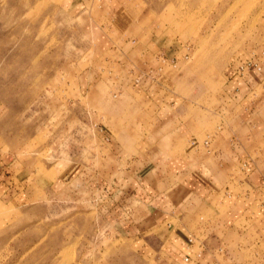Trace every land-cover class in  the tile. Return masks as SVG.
Masks as SVG:
<instances>
[{
    "label": "rangeland",
    "instance_id": "rangeland-1",
    "mask_svg": "<svg viewBox=\"0 0 264 264\" xmlns=\"http://www.w3.org/2000/svg\"><path fill=\"white\" fill-rule=\"evenodd\" d=\"M263 52L264 0H0V164L17 161L4 170L14 180L20 162L38 168L6 198L28 213L0 230V264H149L113 204L145 178L154 154H118L115 144L139 132L148 147L164 131L178 142L192 132L204 153L229 142L237 109L228 95L244 82L229 83V73ZM252 89L257 104L264 85ZM253 138L264 170V135ZM58 162L60 194L48 172ZM105 173L115 183L102 182ZM229 174L243 178V169ZM242 244L238 263L264 264V245Z\"/></svg>",
    "mask_w": 264,
    "mask_h": 264
},
{
    "label": "crops",
    "instance_id": "crops-1",
    "mask_svg": "<svg viewBox=\"0 0 264 264\" xmlns=\"http://www.w3.org/2000/svg\"><path fill=\"white\" fill-rule=\"evenodd\" d=\"M261 65V71L252 67L249 72H239L243 77L237 74L243 63L234 64L230 71L229 83L237 79L244 81L240 92L239 88H235V92L228 95L237 109L231 112L234 124L231 133L234 135L227 143L214 140L210 146L213 151L208 149L204 153L201 145L191 141L193 133L190 131L181 134L183 142H178L179 137L177 140L169 139L171 134L164 131L161 141L148 147L146 143L139 142L136 136L139 132L132 134L131 144L129 139L128 144L127 139L121 143L117 140L115 147L118 154L125 155V150H128L134 155L140 149L149 151V155L154 154L153 160L143 163V166L151 167L144 174L145 178H138L134 190L121 188L125 191L118 192L117 189L119 195L113 204L114 214L126 222L131 238L145 242V246L140 247V244L139 249L151 254L149 264H240L241 248L245 251L244 248L249 245L242 242L264 245V170L250 153L251 149H255L253 136L264 135V97L256 104L253 102L255 96L250 95L253 87L264 85V63ZM242 91L252 92L239 99ZM161 112L155 113L154 117L162 118L164 115ZM224 137L223 133L219 138ZM15 161H5L8 163L6 168L3 166L5 162L0 164V230L9 229L18 221L15 218L18 212L22 216L28 213L27 208L22 209L23 205H19L16 212V207L12 208L10 201H6L13 186L18 182L23 190L29 181L28 172L31 176L38 174V168L33 172L20 162L17 164L21 167L19 178L14 180L15 174L7 175L4 170H12L17 163ZM140 162L139 159L133 161L138 165ZM60 164L58 162L48 170L50 175H55L53 187L57 194L62 192L59 189L65 183L57 175H60ZM236 165L242 167L243 178L229 174ZM158 169L164 172V178ZM72 172L69 182L78 178L77 171L73 169ZM99 179L109 185L116 181L106 173ZM18 195L27 200L32 197L28 193ZM35 197L38 198V195ZM253 231L259 236L257 239H252ZM235 244L238 246H230Z\"/></svg>",
    "mask_w": 264,
    "mask_h": 264
},
{
    "label": "built area",
    "instance_id": "built-area-1",
    "mask_svg": "<svg viewBox=\"0 0 264 264\" xmlns=\"http://www.w3.org/2000/svg\"><path fill=\"white\" fill-rule=\"evenodd\" d=\"M262 57L264 58V52H263ZM262 63H264V60H255V62H251V63L247 64L246 66H243L242 71L243 72H245V71L249 72V70H251L252 67H255V68H257L258 71H261L263 68V66L261 65ZM207 145H208V142H207Z\"/></svg>",
    "mask_w": 264,
    "mask_h": 264
}]
</instances>
